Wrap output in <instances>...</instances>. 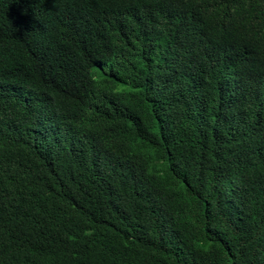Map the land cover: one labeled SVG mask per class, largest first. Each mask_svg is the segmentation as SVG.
<instances>
[{
  "label": "trees",
  "instance_id": "obj_1",
  "mask_svg": "<svg viewBox=\"0 0 264 264\" xmlns=\"http://www.w3.org/2000/svg\"><path fill=\"white\" fill-rule=\"evenodd\" d=\"M0 264H264V0H0Z\"/></svg>",
  "mask_w": 264,
  "mask_h": 264
}]
</instances>
